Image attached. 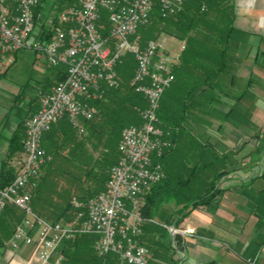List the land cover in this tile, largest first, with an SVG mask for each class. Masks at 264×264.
I'll use <instances>...</instances> for the list:
<instances>
[{"label": "built area", "instance_id": "built-area-1", "mask_svg": "<svg viewBox=\"0 0 264 264\" xmlns=\"http://www.w3.org/2000/svg\"><path fill=\"white\" fill-rule=\"evenodd\" d=\"M40 1L0 0V67L21 48L43 53L52 66H65L64 78L41 96L37 111L24 119L22 156L12 161L11 182L0 188V211L12 205L21 213L9 244L32 246L39 264H47L53 255L59 264L64 240L92 233L98 255L114 253L116 264H148L139 207L145 191L164 177L161 157L172 141L157 111L163 92L174 81L185 43L175 50L158 39L142 43L137 29L149 23L154 10L166 18L190 0H76L56 16L50 12V32L41 41L34 14ZM123 51L132 53L136 63L129 84L146 101L141 122L122 128L118 158L109 168L104 189L89 197L71 219L52 223L31 205L42 168L50 161L42 138L61 119L79 134L85 132L80 119L90 120L96 112L94 102L120 85L116 66ZM168 229L171 234L179 231Z\"/></svg>", "mask_w": 264, "mask_h": 264}, {"label": "trees", "instance_id": "trees-1", "mask_svg": "<svg viewBox=\"0 0 264 264\" xmlns=\"http://www.w3.org/2000/svg\"><path fill=\"white\" fill-rule=\"evenodd\" d=\"M75 1H40L34 8L35 25L39 27L38 40L46 39L50 32V25L47 24L50 12L54 11L53 16H56V12L64 5ZM45 9L47 14L42 19ZM217 9L219 15H213ZM231 15L229 0H190L176 14L166 18L154 10L143 36L140 35L143 40L155 39L158 32L170 27L178 32L185 43L180 63L174 70V81L163 92L157 111L160 125L170 131L172 145L161 157L164 177L145 191L139 207L143 219L141 242L144 245V237L148 233H160L163 229V234L168 235L167 227L178 228L192 210L199 207L214 208L224 191L220 187L221 180L231 171L241 168L239 161L233 158L236 152H224L219 140L212 139L204 127L216 115L203 100L218 98L213 92L220 87L219 78L228 65ZM116 71L120 85L107 89L103 97L94 102L96 112L93 117L81 122L86 135L83 133L78 136L76 129L66 119H61L42 138V146L50 155V161L42 170L31 203L35 202L40 210L37 213L52 223L71 219L81 210V203L104 188L108 169L117 160L111 148L118 142L126 124L140 121V111L146 106V101L129 84L133 65L122 62L116 66ZM64 75V70L56 71L51 82L42 86V94L48 92L52 84L62 80ZM198 93L201 94L200 103L194 102ZM247 96L241 94L236 97V101L240 98L246 100ZM37 109V105L30 108L28 116ZM225 116L240 119L242 113L233 110ZM23 121H16L8 139L6 155L0 160V188L6 187L13 179L15 167L11 162L22 155ZM253 137H256V133ZM90 139L94 142L91 143ZM260 141L262 145L253 151V162L258 161L260 151H264L263 138ZM87 142L92 144L93 149H98L97 156L94 157L88 151ZM67 164L72 165V174L69 169L66 171ZM67 173H70L72 181L87 184L80 196L77 195L82 201L78 205L72 204L67 192L61 190L56 182ZM254 182L264 186V174L252 176L249 183ZM249 194L257 199V195L264 197V190L250 191ZM263 204L260 200H254L252 210L259 214L264 209ZM7 213L15 214L11 205L0 211V216ZM20 220L21 217L18 223ZM14 228L10 230L11 234ZM95 240L96 235L92 233H78L64 240L60 246L63 255L60 264L116 263L114 253L98 255L94 248ZM167 242H170L169 238ZM248 246L249 249L255 247L254 241H250Z\"/></svg>", "mask_w": 264, "mask_h": 264}, {"label": "crops", "instance_id": "crops-1", "mask_svg": "<svg viewBox=\"0 0 264 264\" xmlns=\"http://www.w3.org/2000/svg\"><path fill=\"white\" fill-rule=\"evenodd\" d=\"M229 3L232 14V36L228 42L227 62L232 65L230 74L222 79L219 88L214 89L213 95L218 96L217 99L203 100L223 119L211 117L204 127L206 130L213 126L212 122L215 121L217 127L223 129V138L219 139V142L224 152L235 151L233 158H237L242 148L250 144V139L255 141V149L258 144L262 145L260 140L263 138L264 126V0H229ZM219 12L217 9L213 15L218 16ZM241 94L248 95L247 99L240 98L236 101V97ZM199 96L201 94H196L194 102H202ZM233 110L242 113V117L236 119L225 116ZM243 112L246 116H243ZM15 126L16 122L7 127L0 119V160L6 155L8 139ZM250 129V139H247V130ZM255 133L256 137H253ZM237 139L241 143L234 141ZM233 141L240 146L233 145ZM261 152L262 150L259 155ZM235 174L245 178L225 185L214 208L199 207L192 210L183 220L177 232L181 237L180 242L175 238L177 233L171 234L169 227L168 235L155 232L144 237L145 246L149 251L148 264H264V209L259 214L252 210L254 200L264 202V197L257 195L258 198L255 199L248 194L250 191L264 190L262 184L249 183L252 176L264 174V169L259 168L255 172L253 169L239 168L228 173L224 179ZM11 208L15 214L0 216V264H39L33 255L32 246H10V230L21 217L18 209L12 205ZM243 209L253 212L250 218L242 217ZM168 238L170 242H167ZM250 241H254L255 247L249 249ZM228 243L235 245L237 250L221 251ZM55 261L56 255H53L47 264H56Z\"/></svg>", "mask_w": 264, "mask_h": 264}, {"label": "rangeland", "instance_id": "rangeland-1", "mask_svg": "<svg viewBox=\"0 0 264 264\" xmlns=\"http://www.w3.org/2000/svg\"><path fill=\"white\" fill-rule=\"evenodd\" d=\"M46 14H47V11L45 9V11L42 12L41 18L44 19V17H46ZM146 26L147 25H140L137 29V33L143 36ZM36 30L39 31L38 26H36ZM155 39H158L164 42L165 46L169 50L177 49L180 42L183 41V39L179 37L178 32L174 28H170V27H166L160 33L158 32ZM141 41L142 43H144L146 40L142 39ZM12 59L13 60L10 63L2 64V66L0 67V119L2 120V122H4V124L7 127L12 126L19 119L21 120L25 119L24 117H27L28 114H30L31 112L30 108L33 109L35 105L37 106L39 105V100L41 96L43 95L41 92L42 86L46 85L47 82H51L54 76V73L56 71L65 69V66L63 64H59L56 66L50 65L43 53L36 52L28 48H21L18 51H16L13 54ZM120 61L131 63V65H133V69H134V66L136 65L134 55L127 51H123L121 53ZM230 66L232 65L228 64L226 66L225 71L223 72V75L220 76L219 78V82H220L219 84H222V79H224L226 75L229 76ZM53 85L54 84H52L49 89H51ZM5 114L7 115L5 116ZM15 116L17 117L15 118ZM243 116H246V113L243 112ZM247 117H249V113ZM214 118L220 120L221 116L215 115ZM82 121L83 120L80 119V122ZM140 122H141V118H140L139 123H131V124L137 125V124H140ZM212 123H213V126L206 128L207 133L214 140H219L223 138V129H219L215 121ZM128 125L130 124H126L125 126H128ZM247 131H248L247 134L245 133L247 135L246 138L250 139L251 129ZM76 134L78 135L79 133L76 132ZM262 134H263V140H264V126L262 127ZM90 140L92 141L91 143L94 142L92 139ZM234 141H237L238 144L241 143V141H239L238 139ZM234 141H233V145L235 144ZM250 141H251L250 144L244 146L242 148L241 154L236 156L237 158H234V159L236 161H239V163L241 164L240 166L241 168H244V169L247 168L250 170L253 169L255 172H257L259 168L264 169V151L261 152L259 160L253 162L252 158H255V157H254V154H252V152L255 149V143H254L255 141L253 139H250ZM259 145H261V143L258 144V146ZM236 146L239 147L240 145H236ZM87 148H88V151H90L94 157L98 155V149L97 150L93 149L92 144L88 142H87ZM111 149L113 150V153H114L113 156L114 157L117 156L118 158V142H115L114 147ZM21 156L22 155H20L19 159L21 158ZM47 165L48 164H45L42 170L45 169ZM67 165L68 166L66 167V171L69 169L72 174L74 172L73 171L74 169L73 168L71 169L72 165L71 164H67ZM43 175H44V172H43ZM69 175L70 173H67L66 175H63L64 178H58V179L56 178L57 179L56 182L57 184H59V187L61 190L63 189L65 190V192H67L68 198H70L72 204L78 205L82 201L80 198L77 197V195L80 196L82 190L85 189L87 184L82 181L76 183L70 179ZM235 175L227 177L226 179L223 178L220 182V185H221L220 187H224L225 185L235 183L236 180L245 178V176L241 177V176H237V175L235 176ZM107 176H108V172H107ZM79 187H81V189H79ZM83 194H86V193L83 192ZM31 205H32L33 210L36 213L40 211L36 207L35 202H32ZM80 205L82 209L84 207V202L81 203ZM242 211H243L242 217L247 216L250 218L252 215L251 213H253L252 211H250V209H247V210L243 209ZM45 219L48 220L47 218ZM160 234H163V229L161 230ZM235 247H236L235 245L228 243V244H225L224 248H222L221 251L230 252L231 250L232 251L237 250Z\"/></svg>", "mask_w": 264, "mask_h": 264}, {"label": "water", "instance_id": "water-1", "mask_svg": "<svg viewBox=\"0 0 264 264\" xmlns=\"http://www.w3.org/2000/svg\"><path fill=\"white\" fill-rule=\"evenodd\" d=\"M175 238H176L177 241H179V242L181 241V237H180V235L178 233L175 235Z\"/></svg>", "mask_w": 264, "mask_h": 264}]
</instances>
